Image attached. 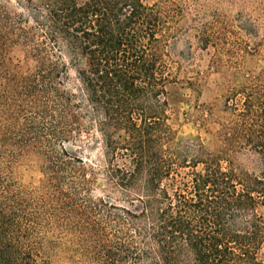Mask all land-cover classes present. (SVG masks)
<instances>
[{
    "label": "trees",
    "instance_id": "trees-1",
    "mask_svg": "<svg viewBox=\"0 0 264 264\" xmlns=\"http://www.w3.org/2000/svg\"><path fill=\"white\" fill-rule=\"evenodd\" d=\"M202 10L182 0H48L26 7L43 60L27 81L39 84L42 107L37 124L20 131L19 146L43 155L57 209L71 223L34 217L24 193L0 184V264H53L58 246L73 264H264V95L253 85L233 96L242 97V109L228 107L235 123L211 150L173 147L167 95L179 82L181 61L196 47L229 51L223 33L230 26ZM68 67L77 76L74 92L64 89ZM254 81L263 82L264 73ZM75 120L100 136L97 170L66 150L80 131ZM246 154L252 159L241 158ZM86 172L104 178L118 203L92 201ZM57 226L78 239L59 243L51 236Z\"/></svg>",
    "mask_w": 264,
    "mask_h": 264
},
{
    "label": "rangeland",
    "instance_id": "rangeland-1",
    "mask_svg": "<svg viewBox=\"0 0 264 264\" xmlns=\"http://www.w3.org/2000/svg\"><path fill=\"white\" fill-rule=\"evenodd\" d=\"M48 0H0V184L13 185L24 193L32 205L31 214H41L48 224L70 226V217L57 209V200L49 189L43 167L46 163L37 148H20L23 138L20 131H27L35 122L42 107V99L34 83L27 81L41 67L39 56L38 29L26 7L42 6ZM147 4L157 0H144ZM188 5L202 7L208 13L215 11L230 28L223 36L227 38L228 52L210 48L207 52L196 47L192 58L185 56L181 61L179 82L168 88V124L173 133V147L190 146L211 150L228 127L235 123L232 104L241 111L242 97L236 96L245 87L254 85L264 95V81L254 79L264 73V0H182ZM206 6L207 8H203ZM201 10V9H200ZM196 14V12H193ZM189 19H195L190 16ZM189 19H182L180 26L189 25ZM246 29L244 33L241 28ZM260 44V46H258ZM182 51L183 44L177 47ZM47 57L53 53L46 48ZM42 55V54H41ZM54 55V53H53ZM63 63L67 64L65 60ZM84 62L78 67L83 68ZM64 89L74 92L76 74L68 67ZM193 82L190 89L187 82ZM230 98V99H229ZM229 107V108H228ZM80 131H74L65 145L72 157L88 166L99 169L102 164L100 136L92 131L86 121L75 120ZM36 126V125H35ZM34 136L25 139L30 140ZM100 143V144H99ZM32 146V144H31ZM252 159L249 155L241 157ZM78 167V165H76ZM88 188L86 195L92 200L110 197L118 203V194L111 190L100 175L86 172ZM1 188V186H0ZM264 217V208L260 209ZM51 236L59 243L74 242L76 232L56 227ZM58 249L52 257L53 264H73L71 254Z\"/></svg>",
    "mask_w": 264,
    "mask_h": 264
}]
</instances>
